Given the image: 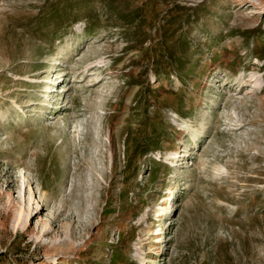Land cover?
Returning <instances> with one entry per match:
<instances>
[{
    "label": "rangeland",
    "instance_id": "1",
    "mask_svg": "<svg viewBox=\"0 0 264 264\" xmlns=\"http://www.w3.org/2000/svg\"><path fill=\"white\" fill-rule=\"evenodd\" d=\"M0 264H264V0H0Z\"/></svg>",
    "mask_w": 264,
    "mask_h": 264
},
{
    "label": "bare ground",
    "instance_id": "2",
    "mask_svg": "<svg viewBox=\"0 0 264 264\" xmlns=\"http://www.w3.org/2000/svg\"><path fill=\"white\" fill-rule=\"evenodd\" d=\"M55 71H56V69H55ZM180 162H178V160H177V162H175V164H174V166H177L178 164H179ZM14 181H11V183H13ZM173 205V204H172ZM42 210V208H40L39 209V211H41ZM172 211H174V210H172ZM38 212V211H37ZM35 216V214H33L32 216H31V218H33Z\"/></svg>",
    "mask_w": 264,
    "mask_h": 264
}]
</instances>
